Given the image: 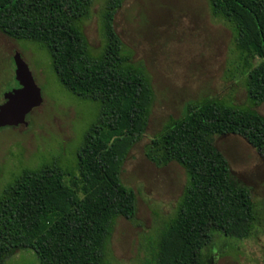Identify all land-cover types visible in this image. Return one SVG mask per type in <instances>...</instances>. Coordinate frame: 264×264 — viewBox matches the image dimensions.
Listing matches in <instances>:
<instances>
[{
    "label": "trees",
    "instance_id": "obj_1",
    "mask_svg": "<svg viewBox=\"0 0 264 264\" xmlns=\"http://www.w3.org/2000/svg\"><path fill=\"white\" fill-rule=\"evenodd\" d=\"M93 1L0 0V31L48 50L59 81L100 103L73 167L25 168L4 188L0 264L20 249H33L41 264H115L108 244L116 220L136 215L137 193L122 181L121 172L147 128L154 89L114 29L123 0L104 1L107 44L93 52L83 30ZM210 3L213 14L233 28L246 58L250 98L264 102V0ZM227 134L241 135L264 154V115L218 97L189 102L185 113L148 145L151 160L179 162L189 177L179 209L162 233L157 264H208L204 251L212 236L243 240L255 235L260 207L250 188L234 179L215 143Z\"/></svg>",
    "mask_w": 264,
    "mask_h": 264
},
{
    "label": "rangeland",
    "instance_id": "obj_2",
    "mask_svg": "<svg viewBox=\"0 0 264 264\" xmlns=\"http://www.w3.org/2000/svg\"><path fill=\"white\" fill-rule=\"evenodd\" d=\"M104 1L94 0L83 18L95 53L107 44ZM113 22L126 52L148 73L154 97L147 128L130 148L121 172L122 181L137 193V212L132 219L116 220L108 253L115 264H157L162 233L179 209L189 177L179 162L159 165L151 160L148 145L185 113L191 101L218 97L262 115L264 102L250 98L246 58L229 22L213 14L210 0H123ZM16 51L29 64L43 102L27 117L28 125L0 128V197L25 168L46 163L73 167L84 135L100 111L98 101L81 98L59 81L48 50L2 31L0 101L19 85ZM215 143L227 157L234 179L250 188L264 217V154L237 134L216 137ZM256 225L255 235L247 239L217 237L205 251L208 264H264V234L261 223ZM3 264L41 263L33 249H20Z\"/></svg>",
    "mask_w": 264,
    "mask_h": 264
},
{
    "label": "water",
    "instance_id": "obj_3",
    "mask_svg": "<svg viewBox=\"0 0 264 264\" xmlns=\"http://www.w3.org/2000/svg\"><path fill=\"white\" fill-rule=\"evenodd\" d=\"M14 61L19 86L6 92L0 102V128L28 125V115L43 102L41 88L20 52H15Z\"/></svg>",
    "mask_w": 264,
    "mask_h": 264
},
{
    "label": "flooded vegetation",
    "instance_id": "obj_4",
    "mask_svg": "<svg viewBox=\"0 0 264 264\" xmlns=\"http://www.w3.org/2000/svg\"><path fill=\"white\" fill-rule=\"evenodd\" d=\"M19 86V85H18ZM5 99L3 98L2 99V101H0V102H3ZM260 218H258V221L261 223V225H260V228L259 229H261L262 231V233L264 234V217H263V215H262V212L260 213V216H259ZM221 236L222 237H224V240H228V239H235L236 241H240V239H237V238H234V237H229V236H227L226 234L225 235H223V234H220V233H217L215 236H212L211 238H209V241H208V245L210 244V243H212V242H214V240L217 238V237H219V238H221ZM223 240V241H224ZM207 249V248H206ZM214 250V249H213ZM206 251V250H205ZM204 251V255L205 256H207L206 255V253L207 252H205ZM214 252H216V250H214Z\"/></svg>",
    "mask_w": 264,
    "mask_h": 264
}]
</instances>
